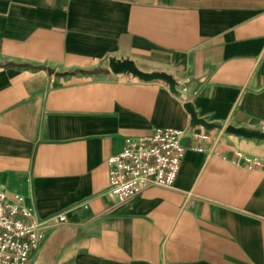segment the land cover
I'll return each mask as SVG.
<instances>
[{
    "label": "crops",
    "instance_id": "obj_1",
    "mask_svg": "<svg viewBox=\"0 0 264 264\" xmlns=\"http://www.w3.org/2000/svg\"><path fill=\"white\" fill-rule=\"evenodd\" d=\"M185 101L264 131V0H0V187L66 218L28 264H264V170L233 160H264V139L196 140ZM156 127L185 132L173 186L118 201L106 158Z\"/></svg>",
    "mask_w": 264,
    "mask_h": 264
},
{
    "label": "built area",
    "instance_id": "obj_2",
    "mask_svg": "<svg viewBox=\"0 0 264 264\" xmlns=\"http://www.w3.org/2000/svg\"><path fill=\"white\" fill-rule=\"evenodd\" d=\"M184 136L183 130L162 127L125 136L122 149L106 158L107 192L123 201L150 186L171 188L185 154ZM193 137L196 140L209 138L203 127L193 133ZM192 148L203 150L200 145ZM233 160L248 168L264 170V160L245 157L240 152H235ZM53 218L54 221L40 218L23 197L9 194L0 187V264H28L45 231L66 221L64 213Z\"/></svg>",
    "mask_w": 264,
    "mask_h": 264
},
{
    "label": "water",
    "instance_id": "obj_3",
    "mask_svg": "<svg viewBox=\"0 0 264 264\" xmlns=\"http://www.w3.org/2000/svg\"><path fill=\"white\" fill-rule=\"evenodd\" d=\"M107 64L110 71L115 75L126 74L132 75L142 81H164L170 92L179 97H183V93L177 89V81L171 73L162 70L145 71L137 66L135 61L129 57L110 56L107 59ZM57 75H63L64 72H57ZM184 107L190 115V127L200 125L209 130L212 128L223 129L225 133L234 134L245 138L264 139V131L252 129L245 126H234L232 124L222 125L218 122H209L203 117H198L191 102L185 101Z\"/></svg>",
    "mask_w": 264,
    "mask_h": 264
}]
</instances>
